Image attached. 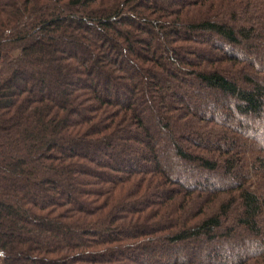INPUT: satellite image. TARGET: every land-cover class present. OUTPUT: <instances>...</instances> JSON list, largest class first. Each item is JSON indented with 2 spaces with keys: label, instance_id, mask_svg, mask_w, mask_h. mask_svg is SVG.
<instances>
[{
  "label": "trees",
  "instance_id": "trees-1",
  "mask_svg": "<svg viewBox=\"0 0 264 264\" xmlns=\"http://www.w3.org/2000/svg\"><path fill=\"white\" fill-rule=\"evenodd\" d=\"M257 43L264 0H0V264H264Z\"/></svg>",
  "mask_w": 264,
  "mask_h": 264
},
{
  "label": "rangeland",
  "instance_id": "rangeland-1",
  "mask_svg": "<svg viewBox=\"0 0 264 264\" xmlns=\"http://www.w3.org/2000/svg\"><path fill=\"white\" fill-rule=\"evenodd\" d=\"M161 1H163L166 5L167 4H172L173 2H175L176 0H161ZM237 27H239V26H241V25H236ZM237 29V28H236ZM201 37V36H200ZM256 46H257V50H255L254 51V53L256 54L255 55V57H259V58H261L262 57V54H260L261 53V51H263L264 52V50H263V46L260 44H256ZM17 56V55H16ZM170 73H171V71H169ZM234 79H239V77H238V75L237 76H235L234 77ZM93 83L96 85V80L95 79H93ZM192 86H194V85H192ZM239 86L240 87H242V84H239ZM244 86V85H243ZM52 88V87H51ZM50 87L48 88V91H50V92H52L53 94H56L57 93V91L55 90V88H52L51 89ZM189 90V89H188ZM187 89H185L184 90V94H186V96L193 102V104H195L196 103V101L198 100V97H196V96H193V94L191 93V91H188ZM57 96V95H56ZM216 138H214V140H215ZM92 150V149H91ZM169 156V155H168ZM215 175H217V176H214V183H215V181L217 180L218 182L217 183H220V182H225L226 181V179H224V178H222V179H220V173L219 172H217ZM232 178V177H231ZM233 179V178H232ZM41 192H43V189L42 188H40V191H37V194H33V196H37V197H35V198H37V199H41V198H43L44 197V194L43 193H41ZM263 219H264V217H263ZM247 239H248V241H256V240H258V239H252V238H249V237H247ZM194 245V244H193ZM188 246V245H183V247H180L179 248V250H178V253H181V254H189V253H191V250L192 249H196V252H203V246H204V244H198V245H195V246ZM227 247H229V248H227ZM223 249L226 251V252H230V250L232 249V245H224L223 246ZM217 258V257H216ZM215 257H214V260L216 259ZM154 261H156V260H154ZM154 261H152L153 263H154Z\"/></svg>",
  "mask_w": 264,
  "mask_h": 264
}]
</instances>
